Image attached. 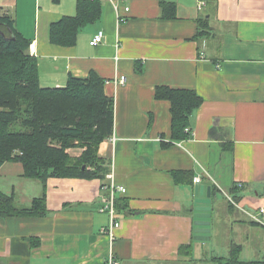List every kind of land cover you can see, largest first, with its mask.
I'll return each mask as SVG.
<instances>
[{"label":"crops","instance_id":"0c3cea01","mask_svg":"<svg viewBox=\"0 0 264 264\" xmlns=\"http://www.w3.org/2000/svg\"><path fill=\"white\" fill-rule=\"evenodd\" d=\"M100 2L99 19L66 46L50 41V28L75 15L77 0H0V15L30 40L40 86L94 72L114 100L112 134L97 151L103 178L52 176L44 191L21 162L0 166V191L17 208L43 191L46 205L41 215L0 216V264H215L231 244L241 261L264 262V0ZM163 2L174 4V17ZM98 30L104 38L91 46ZM120 75L124 83L112 81ZM159 87L200 96L185 138L172 137L170 101L156 98ZM195 177L204 196L211 189L208 240L194 238ZM113 183L126 191L115 192L120 225L110 238L101 232L109 216L98 208ZM214 233L223 235L220 252Z\"/></svg>","mask_w":264,"mask_h":264},{"label":"trees","instance_id":"16d2710c","mask_svg":"<svg viewBox=\"0 0 264 264\" xmlns=\"http://www.w3.org/2000/svg\"><path fill=\"white\" fill-rule=\"evenodd\" d=\"M167 17L175 16L173 3L163 2ZM101 15L100 0H77L74 16H64L50 28V41L74 45L80 28ZM30 40L22 36L6 15H0V166L9 160L21 162L23 175L45 184L49 177L103 178L107 170L98 157V145L112 134L114 100L104 92L105 79L94 72L85 78L69 76L64 87H42L37 60L29 54ZM156 98L171 105L173 138L187 136L189 116L201 104L192 89L159 87ZM20 123L21 130L12 125ZM83 147L78 157L68 148ZM19 151L21 154H13ZM84 166V167H83ZM27 208H17L12 195L0 191V216L21 212L41 215L46 210L45 194ZM116 199L115 209L119 207ZM119 209V208H118ZM240 248L231 244L227 258H213L215 264H264L243 262Z\"/></svg>","mask_w":264,"mask_h":264},{"label":"built area","instance_id":"2783aa9c","mask_svg":"<svg viewBox=\"0 0 264 264\" xmlns=\"http://www.w3.org/2000/svg\"><path fill=\"white\" fill-rule=\"evenodd\" d=\"M119 1H125V0H119ZM117 17L120 19L119 16V3L117 1L112 3ZM125 11L129 10V6H125L124 7ZM104 38V33L102 30H98L91 38V40L89 41V44L91 46H96L98 44H100L102 42ZM126 80V77L124 75H120L118 78L113 79L112 81L115 83H124ZM185 131H188V128H185ZM200 181L199 177H195L194 178V182L198 183ZM109 192L108 195L103 197V202L102 204L99 206L98 211L104 214H107L109 216V224L106 227H102L101 228V232L103 234H108L110 236V238H113V229L119 227L120 222L119 220L115 217V204H116V199L118 198L117 196H115V192H120V193H124L126 191L125 187L122 185H117L115 183L110 184L109 186ZM259 214H264V208H260L259 209ZM255 220L261 222L262 218L255 216L254 217ZM108 264H120L119 261H115L113 259L109 260Z\"/></svg>","mask_w":264,"mask_h":264},{"label":"water","instance_id":"95a60500","mask_svg":"<svg viewBox=\"0 0 264 264\" xmlns=\"http://www.w3.org/2000/svg\"><path fill=\"white\" fill-rule=\"evenodd\" d=\"M193 188V193L195 196V198L193 199V217L196 219L194 221V224L197 226L194 230V232L196 233L194 238L198 240H208L209 236H206L205 234L209 232V229L206 227L209 223L207 221V218L210 217L211 211V189L210 187H206V193L204 196V185L195 183Z\"/></svg>","mask_w":264,"mask_h":264},{"label":"rangeland","instance_id":"374dc122","mask_svg":"<svg viewBox=\"0 0 264 264\" xmlns=\"http://www.w3.org/2000/svg\"><path fill=\"white\" fill-rule=\"evenodd\" d=\"M20 124V123H19ZM18 123L14 124L11 126L14 131H19L21 130V127ZM13 154H21L19 151H15ZM214 243L213 246L217 251L220 252L221 247L223 246V235L221 233H214Z\"/></svg>","mask_w":264,"mask_h":264}]
</instances>
